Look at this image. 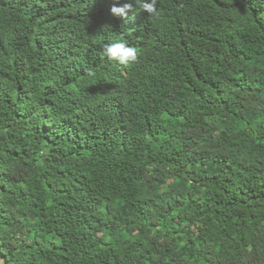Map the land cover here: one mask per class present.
I'll list each match as a JSON object with an SVG mask.
<instances>
[{"label":"trees","instance_id":"obj_1","mask_svg":"<svg viewBox=\"0 0 264 264\" xmlns=\"http://www.w3.org/2000/svg\"><path fill=\"white\" fill-rule=\"evenodd\" d=\"M143 2L0 0V264H264V0Z\"/></svg>","mask_w":264,"mask_h":264},{"label":"clouds","instance_id":"obj_2","mask_svg":"<svg viewBox=\"0 0 264 264\" xmlns=\"http://www.w3.org/2000/svg\"><path fill=\"white\" fill-rule=\"evenodd\" d=\"M157 0H144L141 4L143 11L153 14L156 11ZM132 9V3H120V0H115V3L110 8V14L113 17H126L127 12ZM102 55L109 60L117 61L120 65H128L137 60V50L133 46H129L124 42H115L107 44L103 47ZM93 73H89L92 75Z\"/></svg>","mask_w":264,"mask_h":264}]
</instances>
